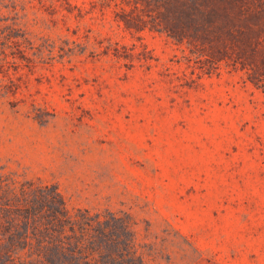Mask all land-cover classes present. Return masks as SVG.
I'll return each mask as SVG.
<instances>
[{
  "label": "rangeland",
  "instance_id": "obj_1",
  "mask_svg": "<svg viewBox=\"0 0 264 264\" xmlns=\"http://www.w3.org/2000/svg\"><path fill=\"white\" fill-rule=\"evenodd\" d=\"M0 172L125 264H264V0H0Z\"/></svg>",
  "mask_w": 264,
  "mask_h": 264
},
{
  "label": "trees",
  "instance_id": "obj_2",
  "mask_svg": "<svg viewBox=\"0 0 264 264\" xmlns=\"http://www.w3.org/2000/svg\"><path fill=\"white\" fill-rule=\"evenodd\" d=\"M116 222L0 172V264H125V226Z\"/></svg>",
  "mask_w": 264,
  "mask_h": 264
}]
</instances>
